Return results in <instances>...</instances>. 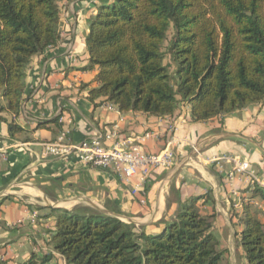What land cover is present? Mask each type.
<instances>
[{
	"label": "trees",
	"instance_id": "16d2710c",
	"mask_svg": "<svg viewBox=\"0 0 264 264\" xmlns=\"http://www.w3.org/2000/svg\"><path fill=\"white\" fill-rule=\"evenodd\" d=\"M59 15L58 0H0V122L13 141L25 133L15 119L26 70L59 42ZM84 42L81 70H97V87L87 91L95 108L172 118L186 104L192 121L203 122L264 104V0H98ZM256 196L264 200V190L254 185ZM199 199L178 198L171 215L167 208L141 227L112 204L108 213L50 209V249L22 264H221L225 251ZM241 205L244 259L264 264V225Z\"/></svg>",
	"mask_w": 264,
	"mask_h": 264
},
{
	"label": "crops",
	"instance_id": "0c3cea01",
	"mask_svg": "<svg viewBox=\"0 0 264 264\" xmlns=\"http://www.w3.org/2000/svg\"><path fill=\"white\" fill-rule=\"evenodd\" d=\"M97 5L98 0H58L59 42L36 57L25 73L15 119L25 133L13 141L7 125L0 122V151L5 155L0 159V264H22L32 253L50 249L45 245L54 219L50 209L81 204L108 213L107 205L112 204L122 221L141 227L162 219L167 208L171 215L178 198L190 197L200 198L197 209L213 217L214 235L225 251L221 264H246L240 243L243 201L264 225V200L251 198L254 185L264 190V104L203 122L192 121L186 104L172 118L121 113L107 104L93 107L87 91L97 87V70L81 67L87 59L88 20ZM62 131L75 145L96 138L106 142L110 134L135 142L148 134L135 142L140 151L157 154L170 148L176 164L151 173L145 203L140 205L108 170L86 166L74 157H42L41 144L54 141ZM232 159L244 162L248 171L228 180Z\"/></svg>",
	"mask_w": 264,
	"mask_h": 264
},
{
	"label": "built area",
	"instance_id": "2783aa9c",
	"mask_svg": "<svg viewBox=\"0 0 264 264\" xmlns=\"http://www.w3.org/2000/svg\"><path fill=\"white\" fill-rule=\"evenodd\" d=\"M109 108L114 109L110 105ZM59 121L62 122V118ZM170 131L175 132L176 127L172 126ZM148 137L149 135L146 134L137 138L135 142L141 143ZM105 141L96 138L75 145L70 142L68 132L62 131L54 141L41 144V156L52 159L74 157L86 166L108 170L117 177L123 186L128 188L129 194L136 197L140 205H144L145 187L151 173L157 169H172L176 164L173 151L166 148L157 154L142 153L135 142L117 139L113 134L107 135ZM4 157V153L0 151V159ZM232 161L234 166L227 175L228 180L248 171L244 162L233 159ZM35 216L36 213H33L32 218L34 219ZM20 223L21 221L17 224Z\"/></svg>",
	"mask_w": 264,
	"mask_h": 264
},
{
	"label": "water",
	"instance_id": "95a60500",
	"mask_svg": "<svg viewBox=\"0 0 264 264\" xmlns=\"http://www.w3.org/2000/svg\"><path fill=\"white\" fill-rule=\"evenodd\" d=\"M131 223V222H130Z\"/></svg>",
	"mask_w": 264,
	"mask_h": 264
}]
</instances>
